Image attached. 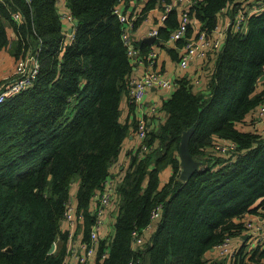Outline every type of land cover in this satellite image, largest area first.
I'll use <instances>...</instances> for the list:
<instances>
[{"label": "trees", "instance_id": "trees-1", "mask_svg": "<svg viewBox=\"0 0 264 264\" xmlns=\"http://www.w3.org/2000/svg\"><path fill=\"white\" fill-rule=\"evenodd\" d=\"M65 1L77 22L70 40L57 0H0V51H9L16 66L22 52L37 49L39 63L32 85L0 103V264L62 263L67 233L61 221L75 182L89 240L95 194L129 132L120 102L131 87L133 59L114 12L129 0ZM233 1L198 0L189 14L211 30ZM172 2L148 0L141 13ZM182 10L176 4L171 9L155 45L164 47ZM150 50L140 46L143 54ZM169 53L178 62L176 49ZM203 65L205 85L179 76L161 107L165 121L149 132V150L132 152L118 185L115 232L108 246L99 243L96 264H227L211 249L244 232V215L264 210V134L245 129L257 123L264 99V10L249 16L245 31L228 32L222 49ZM190 127L189 151L201 167L183 181L176 156L181 133ZM220 141L235 148L214 149ZM166 167L172 173L160 184ZM158 205L160 215L151 221ZM149 224L153 231L133 250L132 231ZM255 261L264 264V250L247 256L242 247L228 264Z\"/></svg>", "mask_w": 264, "mask_h": 264}, {"label": "built area", "instance_id": "built-area-1", "mask_svg": "<svg viewBox=\"0 0 264 264\" xmlns=\"http://www.w3.org/2000/svg\"><path fill=\"white\" fill-rule=\"evenodd\" d=\"M198 0H174L172 3H165L162 6L161 21L164 22L168 13L175 4L183 7L179 24L170 34L169 40L176 42L183 40V45L177 46L175 49L178 52L177 66L180 70L185 71L191 63L200 61L203 62L212 55L217 54L221 49L228 32L245 31L247 20L250 15L264 10V0H234L229 2L221 9L218 16V23L211 29H201L200 23L189 14V9L194 7ZM114 12L118 16L121 24V39L125 45L126 53L134 60L146 61L150 68L139 78L130 80V89L125 96L127 101L132 104L139 113L136 116L134 133L139 139L137 148V156H141L149 150L147 138L149 132L154 128L153 122L156 117H159L158 107L150 105L145 107L143 98L150 88H160L165 90L174 89L176 86L175 80L163 75L159 70L152 68L158 59V55L154 50H150L147 54H143L131 43V29L134 25V19L121 11V4L114 7ZM14 21L19 23L21 16L18 12L11 14ZM61 17L65 28L66 39L73 38L74 26L76 21L70 12H62ZM192 27L191 35L188 36V29ZM71 29V31H70ZM150 36L157 37L158 29L153 28L149 32ZM39 71V63L37 60V49H30L22 52V58L16 63L14 69L8 73L0 75V103L5 102L12 96L26 90L35 81ZM190 79V83L196 87L202 85L200 76ZM206 81V77H205ZM206 83V82H205ZM205 85V84H203ZM259 121L264 122V99L259 104L257 112ZM235 148V144L231 142L220 141L214 145V149L220 152H227ZM110 184L109 176L104 180L102 188L95 194L97 200L91 214L94 216L93 223L89 231V240L80 243V250L73 242L76 228L79 224L83 225V213L78 212L76 205L70 201L66 204L63 219L61 221L64 227L63 231L67 233L66 252L61 264H66L70 258H75L77 264H86L87 261L96 253L101 241L100 231L103 224L102 216L104 209L112 200L113 194L108 186ZM160 205L156 207L151 214V221H155L160 215ZM244 232L235 237H226L224 241L214 247L213 251L217 257L226 259L228 264L236 251L243 247L247 256L254 253L255 250H264V210L257 207L254 211L243 216ZM151 228L149 224L146 228L132 231L133 250L139 249L140 245L145 242V234ZM235 241V242H234ZM107 255V249H104L100 254L98 261L102 262ZM129 264H135L133 260ZM252 264H263L261 261H255Z\"/></svg>", "mask_w": 264, "mask_h": 264}, {"label": "crops", "instance_id": "crops-1", "mask_svg": "<svg viewBox=\"0 0 264 264\" xmlns=\"http://www.w3.org/2000/svg\"><path fill=\"white\" fill-rule=\"evenodd\" d=\"M147 1L148 0H129L127 4H125L124 2L121 3V11L134 19V25L131 29V34H130L132 45L138 48L139 51L142 43L149 45L150 49L154 50L155 53L158 55V59L154 64V67L152 68L159 70L163 75L169 77L170 79L176 80L181 75L189 76L190 79L194 78V76H200L202 78V85L205 84L206 81L204 74V65H201L200 61L191 63V65L185 71H182L178 68L177 61H174L169 53L170 50L175 51L176 48L175 42L170 41L168 39L163 44L164 47H160L154 44L155 40L151 43H148L143 40L147 37H150L149 32L151 29L153 28L158 29L159 27L164 26L163 22L161 21L162 6H163L162 4L157 5L156 7L147 10L144 13H141L142 8ZM57 7L60 13L69 11L66 6L65 0H57ZM179 7L180 6H178V8ZM139 16H141L140 19H137ZM13 41H14V36L12 38V42ZM3 51H5V53L0 55V75L12 71L15 67L14 59L11 56L10 52L7 50H3ZM146 63H147L146 61L134 60L131 77L139 78L146 71H148L150 68ZM172 91L173 89L165 90V89L153 88V87L147 90L143 98V103L145 107L154 105L158 107V111H159V117L155 118V121L153 122V127H157L165 121L166 112L162 110L161 107L163 105V102L170 97ZM138 113H139V109H136L135 107H133L132 104H130L127 101L125 94L122 95L120 102V119L123 123H126L129 126V132L124 142L122 143V147L120 149V152L116 160L113 162L109 170L110 184L108 186L110 187L113 197L109 205L104 209V213L102 216L103 224L101 226V231H100L101 241L106 242L105 246H108V241L111 239V237H113L115 232L114 224L118 212V206L120 203V194L118 191L119 181L121 180V178L123 177V175L125 174L128 168L132 152H134L138 148L140 142L134 133L135 120ZM255 128H257L256 129L257 131L264 134V122L262 121L257 120V123L254 126L245 127L246 130H253ZM171 173H172V169L170 167H166L165 169H163L159 174L160 184L166 182L167 179L170 177ZM77 186H78L77 182L73 183L70 190L71 194L69 201L73 205H76ZM96 203L97 200L94 199L90 210L93 211L94 207L96 206ZM151 228H149V230L147 231L144 237L146 238L149 237V235L153 231V230L151 231ZM63 229L64 227L62 225L61 230L63 231ZM83 230H84L83 225L79 224L74 234L73 242L77 247V251L80 250V243L84 241ZM97 256H98V248L96 253L87 261L86 264H96ZM66 264H77V263L75 258H70Z\"/></svg>", "mask_w": 264, "mask_h": 264}, {"label": "water", "instance_id": "water-1", "mask_svg": "<svg viewBox=\"0 0 264 264\" xmlns=\"http://www.w3.org/2000/svg\"><path fill=\"white\" fill-rule=\"evenodd\" d=\"M75 24H77V22ZM143 40L148 43H151L155 40V37L150 36ZM261 78L264 79V75ZM192 132H193V127L184 130L181 133L180 141L178 145V153L176 158L179 160V164L181 167L179 178L183 181H185L194 171L198 170L201 167V161L195 160L191 156L189 151V142ZM53 249H54V245L52 246L51 251ZM213 250L214 249L212 248L211 251Z\"/></svg>", "mask_w": 264, "mask_h": 264}, {"label": "rangeland", "instance_id": "rangeland-1", "mask_svg": "<svg viewBox=\"0 0 264 264\" xmlns=\"http://www.w3.org/2000/svg\"><path fill=\"white\" fill-rule=\"evenodd\" d=\"M5 53V51H0V55H2V54H4ZM194 77H197V78H199L198 76H194ZM61 241H59V243H60ZM235 242V241H234Z\"/></svg>", "mask_w": 264, "mask_h": 264}]
</instances>
